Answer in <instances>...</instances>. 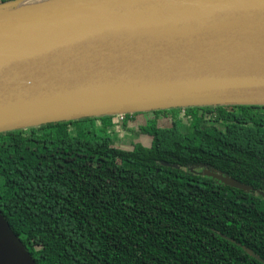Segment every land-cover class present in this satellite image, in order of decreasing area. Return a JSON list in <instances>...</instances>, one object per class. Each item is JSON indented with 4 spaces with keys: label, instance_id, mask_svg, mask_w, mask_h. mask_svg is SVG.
<instances>
[{
    "label": "trees",
    "instance_id": "trees-1",
    "mask_svg": "<svg viewBox=\"0 0 264 264\" xmlns=\"http://www.w3.org/2000/svg\"><path fill=\"white\" fill-rule=\"evenodd\" d=\"M150 112L128 148L88 126L114 115L0 132V211L35 264H264V105Z\"/></svg>",
    "mask_w": 264,
    "mask_h": 264
},
{
    "label": "water",
    "instance_id": "water-1",
    "mask_svg": "<svg viewBox=\"0 0 264 264\" xmlns=\"http://www.w3.org/2000/svg\"><path fill=\"white\" fill-rule=\"evenodd\" d=\"M222 104L264 105V0L0 2V132ZM0 264H35L1 211Z\"/></svg>",
    "mask_w": 264,
    "mask_h": 264
},
{
    "label": "rangeland",
    "instance_id": "rangeland-1",
    "mask_svg": "<svg viewBox=\"0 0 264 264\" xmlns=\"http://www.w3.org/2000/svg\"><path fill=\"white\" fill-rule=\"evenodd\" d=\"M1 1L2 0H0V2ZM152 116L153 114L150 111H141L137 112V114H134V116H132L131 118H126L124 120L125 126H122L123 121H115L113 119H111L110 123L108 124H105L107 122H104L101 119H97L94 120L93 123L88 124V126H92L97 134H108L114 144H117L118 146L123 148L131 147L132 142H140L143 145H149L150 138L148 136H144L146 134H136V132L140 125H145L148 123V121L150 122ZM170 119L171 118L169 117L163 118V120H165L164 122L167 123L170 122ZM157 122L159 121L157 120Z\"/></svg>",
    "mask_w": 264,
    "mask_h": 264
},
{
    "label": "flooded vegetation",
    "instance_id": "flooded-vegetation-1",
    "mask_svg": "<svg viewBox=\"0 0 264 264\" xmlns=\"http://www.w3.org/2000/svg\"><path fill=\"white\" fill-rule=\"evenodd\" d=\"M190 169H193L192 167H190ZM205 170H208V171H213V172H220L222 175H226V174H224V172L223 171H221V170H216V169H209V168H199L198 170L196 169H193V171H197V172H200V173H204L203 171H205ZM209 176V175H208ZM226 176H229V175H226ZM210 177H212V176H210ZM229 177H231V176H229ZM212 178H214V177H212ZM231 178H233V177H231ZM214 179H217V178H214ZM235 179V178H234ZM217 180H219V179H217ZM220 181V180H219ZM222 182V181H221ZM223 183V182H222ZM250 185V184H249ZM252 186V185H251Z\"/></svg>",
    "mask_w": 264,
    "mask_h": 264
},
{
    "label": "built area",
    "instance_id": "built-area-1",
    "mask_svg": "<svg viewBox=\"0 0 264 264\" xmlns=\"http://www.w3.org/2000/svg\"><path fill=\"white\" fill-rule=\"evenodd\" d=\"M122 119H123V114L120 113V114H115L113 120H115V121H120V120H122Z\"/></svg>",
    "mask_w": 264,
    "mask_h": 264
}]
</instances>
